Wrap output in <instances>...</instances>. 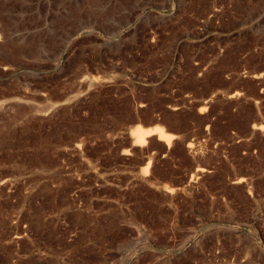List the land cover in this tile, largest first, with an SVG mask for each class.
Returning a JSON list of instances; mask_svg holds the SVG:
<instances>
[{
	"label": "rangeland",
	"instance_id": "374dc122",
	"mask_svg": "<svg viewBox=\"0 0 264 264\" xmlns=\"http://www.w3.org/2000/svg\"><path fill=\"white\" fill-rule=\"evenodd\" d=\"M0 264H264V0H0Z\"/></svg>",
	"mask_w": 264,
	"mask_h": 264
},
{
	"label": "bare ground",
	"instance_id": "6f19581e",
	"mask_svg": "<svg viewBox=\"0 0 264 264\" xmlns=\"http://www.w3.org/2000/svg\"><path fill=\"white\" fill-rule=\"evenodd\" d=\"M158 128V127H157ZM156 129V128H155ZM155 129L154 130H150V129H144V128H138L137 129V134L139 135V138H138V142L140 143H143L146 138L147 135L151 134V133H154L155 132ZM164 131V130H163ZM162 130H158V133H159V136L161 138H165L167 139V141H170L171 139V135L169 134H166L165 132H163ZM148 171V170H147Z\"/></svg>",
	"mask_w": 264,
	"mask_h": 264
}]
</instances>
